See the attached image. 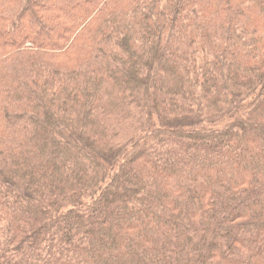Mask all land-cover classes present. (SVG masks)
<instances>
[{
	"label": "trees",
	"instance_id": "1",
	"mask_svg": "<svg viewBox=\"0 0 264 264\" xmlns=\"http://www.w3.org/2000/svg\"><path fill=\"white\" fill-rule=\"evenodd\" d=\"M0 264H264V0H0Z\"/></svg>",
	"mask_w": 264,
	"mask_h": 264
}]
</instances>
